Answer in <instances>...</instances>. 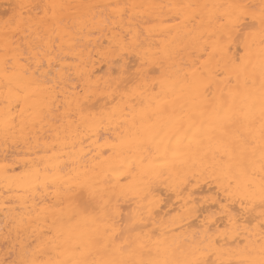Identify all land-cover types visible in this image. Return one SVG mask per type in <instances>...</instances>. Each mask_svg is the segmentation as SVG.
I'll list each match as a JSON object with an SVG mask.
<instances>
[{
    "label": "snow or ice",
    "instance_id": "snow-or-ice-1",
    "mask_svg": "<svg viewBox=\"0 0 264 264\" xmlns=\"http://www.w3.org/2000/svg\"><path fill=\"white\" fill-rule=\"evenodd\" d=\"M0 146V264H264V0H0Z\"/></svg>",
    "mask_w": 264,
    "mask_h": 264
},
{
    "label": "bare ground",
    "instance_id": "bare-ground-1",
    "mask_svg": "<svg viewBox=\"0 0 264 264\" xmlns=\"http://www.w3.org/2000/svg\"><path fill=\"white\" fill-rule=\"evenodd\" d=\"M165 2H167V0H165ZM3 152L4 149L2 146H0V164L4 163ZM17 170H19V165L17 166ZM204 191L207 192V187H205ZM5 192H6V188L3 184V172L2 170H0V203H3L6 199V196L4 195Z\"/></svg>",
    "mask_w": 264,
    "mask_h": 264
}]
</instances>
